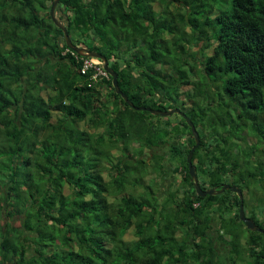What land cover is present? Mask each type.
Masks as SVG:
<instances>
[{"label": "trees", "instance_id": "16d2710c", "mask_svg": "<svg viewBox=\"0 0 264 264\" xmlns=\"http://www.w3.org/2000/svg\"><path fill=\"white\" fill-rule=\"evenodd\" d=\"M156 1L59 0L55 15L74 46L107 58L133 105L179 108L202 129L191 158L202 189L226 175L262 183L264 196L263 160L235 152L250 134L264 146V0ZM52 2L0 0V264H220L214 236L229 264H264V235L239 220L237 194L195 193L186 121L162 125L111 76L82 73ZM198 50L197 82L181 66ZM132 226L134 247L121 239Z\"/></svg>", "mask_w": 264, "mask_h": 264}, {"label": "rangeland", "instance_id": "374dc122", "mask_svg": "<svg viewBox=\"0 0 264 264\" xmlns=\"http://www.w3.org/2000/svg\"><path fill=\"white\" fill-rule=\"evenodd\" d=\"M168 1H172V0H168ZM176 1H178V0H176ZM164 2V0L163 1H161V0H157L155 3H154V6H155V8L157 9V10H160V8L162 7V4H164L163 3ZM174 4L172 3L171 4V6L169 7L170 9L172 8V6H173ZM174 8H175V6H174ZM201 8H203V6L201 7ZM188 12V11H187ZM186 12V13H187ZM204 13H202L201 15H194L195 16V18H197L198 19V21L199 22H202L203 20H204V15H203ZM211 16L212 15H214V10H213V12L210 14ZM188 45H185V49L186 50H188ZM202 52H201V50H198V51H195V57L194 58H188V60H184V61H186L185 62V64L183 65V66H181L182 67V69L190 76V78H193V79H195V77H199L200 75H198V74H196L195 72H197V71H191V69H190V66H193L194 65V63L192 62V61H194V59H195V61L197 60V58L199 59V60H201L202 61V59H201V57H200V55L199 54H201ZM206 55V54H205ZM202 56H204V55H202ZM198 60V61H199ZM181 61H183L182 60V58H181ZM194 61V62H195ZM196 66H198V65H196ZM196 69V68H195ZM200 78V77H199ZM203 80V79H202ZM201 80V78H200V80H197V82L198 81H202ZM180 100H182V98H180ZM201 101V100H200ZM180 103V102H179ZM150 105H153L152 103L150 104ZM150 105H148V106H150ZM202 103H200V102H198L197 103V105H196V112L198 113V111H200V108L202 107ZM155 109H158V108H155ZM160 109V108H159ZM161 110H163V109H161ZM150 117V116H149ZM153 117H158L157 118V121H159V123L160 124H165V122L164 121H162V120H165V118H169L170 120H172L173 122H176V123H178V122H181V119H180V116L177 114V113H172V114H170V115H168V116H152V117H150V118H153ZM157 123V122H156ZM86 126V125H85ZM170 127H172V126H170ZM169 127V128H170ZM202 131V129H198L197 131H199L200 133H201V131ZM171 131L173 132V130L171 129ZM172 135H175L174 133H171ZM204 142V141H203ZM238 143H239V145H241V146H239V150H236L235 152H238V151H240V149H243L244 151H246L247 149H250V150H252L254 153L252 154V158H251V160H250V164H251V166H253V165H257V160H260V159H262L263 161H262V163L264 164V154H262V155H258L259 154V151H261V150H264V146H263V141L261 140H259L258 139V137L257 136H252L251 134L250 135H247L243 140H241V141H237ZM205 143V142H204ZM136 145H138L137 143H135ZM155 150H157V149H155ZM162 151H164V152H166V149H161ZM162 151H160V152H162ZM150 152V151H149ZM148 151H146V154L147 153H149ZM148 173V172H147ZM146 178V176L144 177V179ZM155 180H157L158 178L156 177L155 178V176L153 177ZM223 179H222V185L223 184H230V185H235V186H238L241 190H242V193L247 197H249V195H247L246 193H250V200L248 201V203H245V205H244V210H245V213H246V215L247 216H251L252 218H255L254 216H256V219L257 220H259V221H261V222H263V220H264V196H257V194H262V192H261V190H262V183H259V182H257V183H255V185H254V183L252 182L250 185H249V189H246V186L244 185V182H241L239 179H236L237 177H234V179L233 178H231V177H229V176H223L222 177ZM173 180H175L174 178H172V179H169V180H164V181H158V184H157V188H154L153 187V182L151 183V189H152V191H156L157 192V194L158 195H162V194H164V193H167V189L170 187V185L172 184V181ZM178 180H179V176L177 175V177H176V181L178 182ZM199 182L200 183H202V181L199 179ZM174 185H176V183L174 184ZM204 185H201V187H203ZM140 190H142L143 188H142V186L139 188ZM225 191H230V190H225ZM146 190H143L141 193H143L142 194V196L145 198V197H147V194H146ZM252 192H254V194L252 195L251 193ZM257 193V194H256ZM215 195V194H214ZM217 195V194H216ZM226 195H229V193L227 194L226 193ZM159 196V197H160ZM246 200V199H245ZM257 200V201H256ZM147 210V209H146ZM252 210V211H251ZM254 215V216H253ZM260 222V223H261ZM244 236H246V235H243V237ZM121 239L123 240H126L127 241V244H129L130 243V247H134V245H135V243H136V241L138 240V238H137V236H136V234H135V228H134V226H132V227H130V228H128L126 231H125V233L122 235V237H121ZM219 244L220 245H218L217 246V243H215V245H216V248H220V249H222L223 247H224V250L223 251H220L219 252V254H220V259L222 260V262H223V264L225 263V264H229L230 263V261H226V257H227V248H229L228 246H226L225 244H223V243H221V242H219ZM249 253H250V251H249V249L248 248H242L241 249V251H240V253L239 254H242V257L243 258H247L248 257V255H249ZM233 257L234 255H232V254H230V257ZM228 257H229V255H228ZM249 260V259H248ZM190 264H192V263H190Z\"/></svg>", "mask_w": 264, "mask_h": 264}, {"label": "water", "instance_id": "95a60500", "mask_svg": "<svg viewBox=\"0 0 264 264\" xmlns=\"http://www.w3.org/2000/svg\"><path fill=\"white\" fill-rule=\"evenodd\" d=\"M58 1L59 0H53L52 4L50 6L49 15H50L52 21L54 22V24L56 26H58L63 31V35L65 37V43H66L67 47L78 52V53H80L81 55H88L90 57H95V58H99L100 60H102L103 69L108 73L109 76L112 77V85H113L115 92L117 94H119L127 102L128 105L132 106L136 110H144V111L150 112L151 114H154V115L168 116L172 113H178L184 118V120L186 121V123L190 127L191 133H192L194 140H195L194 144L191 146V148L189 149V151L187 153L186 162H187L188 173L190 175L191 181L193 182V186H194L196 194L199 196H204L206 194L214 195V194H219V193L223 192L224 190H231V191L237 193L239 200H240V203H239V217H240V219L242 220V222H244L247 229H249L251 231H258V232H261L264 234V229L257 227V225L252 221V219H250L244 215L243 197H242L243 194H242V190L239 187H237L235 185H230V184H223L219 188L216 186L210 187L207 189L201 188V186L198 182V179H197L196 167L194 166V164L191 161L193 151L199 145L200 140H199V134L196 131L195 126H194L193 122L190 120V118L183 111H181L179 108H176V107L168 109V110H161V109L151 108L150 106H135V105H133V103L127 98V95L120 89V87L117 83V74L108 65L107 58L98 52L89 51L85 48H78L72 44V41L70 39V36L68 34L66 26L62 22H60L55 15V8L57 6Z\"/></svg>", "mask_w": 264, "mask_h": 264}, {"label": "built area", "instance_id": "2783aa9c", "mask_svg": "<svg viewBox=\"0 0 264 264\" xmlns=\"http://www.w3.org/2000/svg\"><path fill=\"white\" fill-rule=\"evenodd\" d=\"M83 63L81 65V72L86 73L89 70L92 71L91 77L96 80L99 76L108 77V73L103 69V62L99 58L90 57L88 55H83Z\"/></svg>", "mask_w": 264, "mask_h": 264}, {"label": "flooded vegetation", "instance_id": "af4514ba", "mask_svg": "<svg viewBox=\"0 0 264 264\" xmlns=\"http://www.w3.org/2000/svg\"><path fill=\"white\" fill-rule=\"evenodd\" d=\"M178 114V113H177ZM181 118H183L180 114H178ZM184 119V118H183ZM166 146V145H165ZM192 146V145H191ZM199 146V145H198ZM165 147L163 146V145H161V144H158V146H156L155 147V149H157V150H161V149H164ZM156 150V151H157ZM197 174V173H196ZM191 179V178H190ZM197 179H198V176H197ZM198 181H199V179H198ZM233 192V191H232ZM196 193V192H195ZM235 193V192H234ZM237 194V193H236ZM243 194V193H242ZM237 196H238V194H237ZM243 210H244V200H245V196H244V194H243ZM239 198V197H238ZM248 198L246 197V200H247ZM239 202H240V200H239ZM238 214H239V205H238ZM244 215L246 216V217H248V218H250V219H252V221L257 225V227H259L258 226V223H256V220L254 219V218H252L251 216H247L246 215V213H245V210H244ZM211 219H212V221H211V226H213L214 227V230L216 229V225H217V223H215V222H217V214H212L211 215ZM239 220H241L240 219V217H239ZM242 221V220H241ZM244 223V222H243ZM245 225V224H244ZM212 227V228H213ZM245 228H246V226H245ZM261 228V227H260ZM247 229V228H246ZM263 229V228H262ZM249 230V229H248ZM210 231V230H209ZM249 231H251V230H249ZM207 232H208V230H207ZM258 232V231H257ZM261 233V232H260ZM211 234H213V235H215V233H214V231H212L211 232ZM263 234V233H262ZM264 235V234H263ZM219 240H217L216 238H215V236H214V239H213V246L215 247V249L217 250V253H218V256L220 255L219 254V252L220 251H223L224 250V247L222 248V249H218V248H216V245H215V243H217V246L218 245H220L219 244ZM263 251H264V246H263ZM227 252V255H228V251H226ZM221 261H220V259L218 260V263H220ZM223 262H221L220 264H222Z\"/></svg>", "mask_w": 264, "mask_h": 264}, {"label": "clouds", "instance_id": "9594fccd", "mask_svg": "<svg viewBox=\"0 0 264 264\" xmlns=\"http://www.w3.org/2000/svg\"><path fill=\"white\" fill-rule=\"evenodd\" d=\"M223 264V263H222Z\"/></svg>", "mask_w": 264, "mask_h": 264}]
</instances>
